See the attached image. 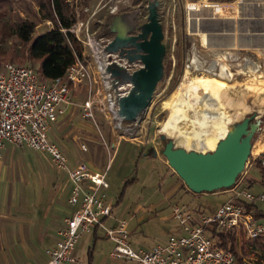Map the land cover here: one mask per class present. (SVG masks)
I'll return each instance as SVG.
<instances>
[{"label":"rangeland","instance_id":"rangeland-1","mask_svg":"<svg viewBox=\"0 0 264 264\" xmlns=\"http://www.w3.org/2000/svg\"><path fill=\"white\" fill-rule=\"evenodd\" d=\"M65 1L78 12L83 5L81 0ZM133 1L89 0L87 12L78 21L87 25L79 37L86 63L94 67L92 55H103L99 51L100 39L111 38L99 35L103 25L110 19V6L117 7V14L142 10L146 15L144 18L139 16L141 23L145 21L149 7H154L152 0H142L138 6ZM255 2L264 6V0H154L166 43L163 60L165 70L146 112L136 122L127 124L131 126L132 134L127 135L126 139L121 138L122 132L114 128L116 123L109 125L99 108L94 109L96 125L90 120H84L79 98L72 101L76 109L72 117H67L59 130H53L52 135L51 131L48 133V140L60 148L70 167L78 161L103 172L110 162L106 171L108 190L105 195L113 209L110 217L105 219L104 226H116L124 221L129 244L135 251L148 250L179 234L180 227L172 217L174 206L185 207L193 214H206L230 197V193L223 191L198 196L190 194L162 154L169 140L186 151L210 152L235 123L254 114L252 124L259 130L251 141L253 148H250L249 157L235 184L252 195L264 193V172L260 174L264 167V132L258 125V120L264 117L261 115L264 112V78L256 79L255 74L251 75L255 71L254 66L249 73L245 55H220L223 48L212 45L207 48L203 46V35H200L198 43L193 33L196 29H203V17L213 15L215 19L229 18L235 12L234 18H237L243 6ZM190 3L220 6L198 7L197 11L190 12ZM260 12L264 14L263 7ZM0 14V23L15 24L20 19L32 22L35 35L46 32L51 26L49 22L43 21L37 0H0ZM11 40L14 41L13 38ZM11 42L3 45V49L7 50ZM198 44L204 48L203 55L198 56L202 57L199 61L193 56V46ZM186 48L190 53L188 63ZM235 62L236 66H232ZM186 64L189 67L195 64L199 66L196 67L197 71L189 72L186 71ZM237 64L245 65L244 69L242 65L239 66L240 70L237 69ZM23 65L37 70V63L27 62ZM139 66L140 62L134 63L132 69L136 70ZM259 76H263L262 71ZM100 90L102 94L107 92L102 87ZM76 94L82 98L81 92ZM161 135L166 138L161 140ZM81 145L86 146V152L81 150ZM261 153L263 156L258 157ZM8 155L6 152L2 160L0 183L10 184V189L21 186L22 193L27 197L26 203L31 198V211L37 222L43 220L47 209H50L47 225L42 229V238L38 235L32 237L31 254L34 260L40 254L41 245L43 249L53 223L65 210L71 212L65 200L66 184H62L66 175L58 171L43 153H17L15 158ZM134 178L135 181L124 188L125 183ZM54 182L55 186H52ZM249 207L254 211V220H258L257 223L264 229V204ZM96 235L95 242L91 233L78 239L70 255L76 261L74 264H132L125 260H112L109 257L112 243L103 237L101 229L97 230ZM234 238L237 264H244L243 261L264 264V256L251 250L253 241L247 239L242 231H238ZM91 248L94 249L93 258L89 261L88 250ZM36 263L41 264V260L36 259Z\"/></svg>","mask_w":264,"mask_h":264},{"label":"built area","instance_id":"built-area-1","mask_svg":"<svg viewBox=\"0 0 264 264\" xmlns=\"http://www.w3.org/2000/svg\"><path fill=\"white\" fill-rule=\"evenodd\" d=\"M83 11L87 12V8ZM108 15L110 18L117 15V7L110 6ZM78 21L69 31L81 42L79 37L87 25ZM111 41L112 38L100 39L99 51L103 55H92L94 67L86 63L82 54V58H77L67 68L63 77L48 82L40 81L37 70L31 66L6 62L0 69V160L6 145L44 153L58 171L67 174L70 183L68 204L74 207V211L57 225V241L45 251L46 264H74L76 261L70 255L78 239L98 229L112 243L109 256L114 261L125 260L132 264H237L230 251L216 246L210 238V230L242 231L252 241L262 235L264 229L254 220L253 209L246 211L245 207L255 208L257 204H264V193L252 195L235 184L224 190L230 193L229 199L206 214H193L176 205L172 209V217L180 227L179 234L148 250L135 251L129 244L124 221L116 226H104L113 209L105 195L108 189L106 171L110 162L103 172L92 171L78 161L70 167L60 148L48 140L51 127L73 105L72 91L77 87L85 89V99L80 105L84 120L96 125L94 109L99 108L109 125L116 123L114 128L122 132L121 138L126 139L132 134L131 126L118 116L116 105V97L127 95L130 84L111 78L106 70L108 67L120 68L131 74L134 64H129L118 54L107 53L105 49ZM101 87L107 91L106 94L100 93ZM81 150L86 152V146L81 145Z\"/></svg>","mask_w":264,"mask_h":264},{"label":"water","instance_id":"water-1","mask_svg":"<svg viewBox=\"0 0 264 264\" xmlns=\"http://www.w3.org/2000/svg\"><path fill=\"white\" fill-rule=\"evenodd\" d=\"M140 13L137 9L111 18L113 37L105 49L107 53L124 57L129 64L141 63L131 74L120 68L108 67L106 70L111 78L130 84L127 95L116 97L118 116L126 123L136 122L146 112L165 70L166 43L156 6L149 7L146 21L138 26ZM136 28L138 34L132 35ZM254 118L251 114L236 123L210 152L186 151L169 140L162 154L190 192L202 194L227 190L234 185L250 153L251 141L258 130L251 123Z\"/></svg>","mask_w":264,"mask_h":264},{"label":"crops","instance_id":"crops-1","mask_svg":"<svg viewBox=\"0 0 264 264\" xmlns=\"http://www.w3.org/2000/svg\"><path fill=\"white\" fill-rule=\"evenodd\" d=\"M262 7L264 8V6L257 5L256 2L249 3L241 8L240 14L237 16V18H234L235 12L232 6L231 8L234 13L233 16L229 18L215 19L213 15H209L206 18L203 17V29H196V31L193 32L194 36L196 37L199 43L200 35H203V46H207V48L212 45L211 47L218 46L223 49H226H221L222 53L220 55H226V57L227 55H231V57H233V55H245L247 59V63H245V65L246 69L248 68L249 73L251 72L250 70H252L254 66L255 71H252L251 75L255 74L256 79H259L260 77L264 78V14L262 15L260 12V10H262ZM213 26L215 29L210 30V27ZM217 27H219L220 29ZM193 47L195 48L193 50V56L199 61V59H201L202 57L200 58L198 56L203 55L204 48L201 47L199 44L194 45ZM189 57L190 53L186 48L187 63ZM251 61H254V63L251 64ZM198 64H195L194 66L192 65L190 67L186 64V71H197L196 67L199 66ZM241 65L242 64H237V69H239V66ZM245 65H242L241 68L244 69ZM232 66H236V62ZM1 67L2 64H0V69ZM234 69H236V67H234ZM260 71H262L263 76H259ZM238 75H240V73ZM188 76L191 77L192 74L189 73ZM236 76L237 75H235L234 77ZM78 92H81L82 98L81 96H78V94H76ZM72 94L73 99L76 100L79 98V103L83 102L85 99L84 87H77L73 89ZM73 112H76L74 104L73 106L68 107L66 109L65 115L59 118V120L51 127V135L53 130H59L62 122L67 119V117L71 116V114L73 115ZM261 115L264 116V112ZM113 145L115 146V144H112V146ZM6 152L7 154H9V157L15 158L17 156V153L34 151H23L17 149L14 146L6 145L2 153V158L0 160V171L3 170L2 160ZM48 159L50 160L49 157ZM89 169L92 171H97L94 168L91 169L89 167ZM61 173L66 175V178L64 179L65 181L62 180V184H66L65 200L67 202V205L70 207L71 212H66V210L64 209V214L53 223L50 230V234L48 235L47 241H45L43 249L41 245L39 249L40 254L38 258H35L34 260H32L31 254L33 241L32 237L35 238L36 235H38L37 237L41 236L42 238V229H45V226L47 225L48 217H50V209H47L48 212L47 214H44V219L40 222H37L35 219V215L31 211V198L26 203L27 197L24 193H22L21 186H15L10 189V187H8V185L10 184L0 183V264H38L36 263V259L39 261L41 260V264H46L47 258L45 255V251L53 247L57 241V225L61 223L63 218L69 216L74 211V207H71L68 204V198L70 194V183L68 176L64 172ZM52 186H55V182L52 183ZM256 222H258V220H256ZM91 234L93 235V237L97 236V231Z\"/></svg>","mask_w":264,"mask_h":264},{"label":"trees","instance_id":"trees-1","mask_svg":"<svg viewBox=\"0 0 264 264\" xmlns=\"http://www.w3.org/2000/svg\"><path fill=\"white\" fill-rule=\"evenodd\" d=\"M81 2L83 5L81 6L82 8L79 11L81 14L79 15V12L74 10L73 7H70L65 0H37V4L43 16V21L49 22L51 25L49 30L42 34L35 35V25L26 19H20L15 24L8 22L0 23V64L5 62L17 63L19 65H23L27 62L37 63V72L42 82H48L63 77L67 68L70 67L77 58H82L83 54L82 43L69 31L77 20L83 19L84 17L83 9L87 8L89 0H81ZM141 2L142 0L133 1L135 6L140 5ZM218 6L220 5H199V3H190L189 8L190 12H192L197 11L198 7L215 8ZM145 15L146 14L141 10V17L144 18ZM1 16L0 14V17ZM110 22L111 18L103 25L99 35L113 37L110 33ZM12 38L14 39L13 42H11ZM9 41L11 42L10 46L7 50H4L3 45ZM177 56L179 57L178 54ZM260 128H262L264 132V117L261 120ZM262 156L263 153L258 155V157ZM257 159L258 158H256L255 161ZM263 168H261L260 174L264 172ZM237 180L238 176L235 182ZM134 181L135 178L126 182L124 188ZM186 190L190 194L196 196L200 195L190 192L187 188ZM224 190L225 189H220L218 191ZM122 195L123 193L121 196ZM250 209L251 207L249 206L245 207L246 211ZM237 232L238 231L233 229L218 230L212 228L210 230V238L215 242L218 248L230 251L237 259L233 248L235 243L234 237ZM95 239L96 236H94V242ZM242 248L244 247L242 246ZM93 250V248L88 250L89 261L93 258ZM251 250L258 251L264 256V233L253 240ZM244 251L245 250L242 251V254Z\"/></svg>","mask_w":264,"mask_h":264},{"label":"flooded vegetation","instance_id":"flooded-vegetation-1","mask_svg":"<svg viewBox=\"0 0 264 264\" xmlns=\"http://www.w3.org/2000/svg\"><path fill=\"white\" fill-rule=\"evenodd\" d=\"M139 16H141V13H140ZM139 20H140V18H138V20H137V22H138V26L146 21V19H145V21L141 23V22H139ZM138 26H137V27H138ZM217 28H219V27H217ZM214 29H215L214 26H213V27H210V30H214ZM219 29H220V28H219ZM138 32H139V30H138V28H136V30L132 33V35H136V34H138ZM139 68H140V66H139L137 69H139ZM137 69H136V70H137ZM134 71H135V70H134ZM251 123H252V121H251Z\"/></svg>","mask_w":264,"mask_h":264},{"label":"bare ground","instance_id":"bare-ground-1","mask_svg":"<svg viewBox=\"0 0 264 264\" xmlns=\"http://www.w3.org/2000/svg\"><path fill=\"white\" fill-rule=\"evenodd\" d=\"M152 4L155 5V3H154L153 0H152ZM235 124H236V123H235ZM258 125H259V127H260V125H261V120H260V119L258 120ZM229 131H230V130H228L227 133H228ZM165 138H166V137H165L164 135H161V136H160V139H161V140H162V139H165ZM194 152H195V151H194ZM197 153H199V152H197Z\"/></svg>","mask_w":264,"mask_h":264}]
</instances>
